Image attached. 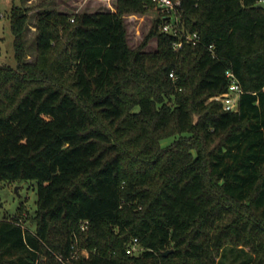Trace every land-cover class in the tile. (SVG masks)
<instances>
[{
    "label": "trees",
    "instance_id": "trees-1",
    "mask_svg": "<svg viewBox=\"0 0 264 264\" xmlns=\"http://www.w3.org/2000/svg\"><path fill=\"white\" fill-rule=\"evenodd\" d=\"M258 2L182 0L183 26L201 39L179 47L160 11L130 45L124 14L152 0L40 8L32 59L31 8L12 5L16 64L0 62V190L25 178L38 186L34 229L0 217V264H221L227 248L245 254L240 264H264ZM229 68L244 90L236 110L216 98L228 92ZM136 237L141 249L128 253Z\"/></svg>",
    "mask_w": 264,
    "mask_h": 264
},
{
    "label": "rangeland",
    "instance_id": "rangeland-1",
    "mask_svg": "<svg viewBox=\"0 0 264 264\" xmlns=\"http://www.w3.org/2000/svg\"><path fill=\"white\" fill-rule=\"evenodd\" d=\"M46 2L45 6L40 7ZM25 4L31 9L30 26L27 31L29 43L28 58L34 57L35 49L33 43L34 36V15L37 10L44 7H56L63 11H84V10H100V9H115L116 0H0V62L16 64V58L13 47V33L11 30V9L13 4ZM159 9L156 7L148 8L144 12H133L124 14V19L128 26V40L132 47H137L148 32L152 22L158 16ZM156 47V39H151L146 46V49H154ZM172 138L168 139L170 141ZM37 186L36 179L25 178L13 181H3L1 187V196L3 206L0 215L16 214L19 215L25 226L31 229L35 228V222L32 216L37 207ZM21 207V209H20ZM221 264L237 261L235 264H240L246 256L243 253L234 251L229 253ZM87 253L86 249L83 250ZM231 264V263H229ZM234 264V263H233Z\"/></svg>",
    "mask_w": 264,
    "mask_h": 264
},
{
    "label": "built area",
    "instance_id": "built-area-1",
    "mask_svg": "<svg viewBox=\"0 0 264 264\" xmlns=\"http://www.w3.org/2000/svg\"><path fill=\"white\" fill-rule=\"evenodd\" d=\"M264 1V0H259ZM155 7L159 9L161 13V29L176 35L178 38L174 41V46L179 47L185 41L198 43L200 42V34L198 31H190L183 26L180 7L182 0H152ZM210 49H213L214 45H209ZM171 76H175L174 72H170ZM226 75L229 79V89L225 95H217L216 98L223 102L226 109L236 110L239 106L240 94L244 91L241 83L232 69L226 70ZM0 217H3L0 215ZM141 249L138 238L128 244L126 250L128 253L138 252Z\"/></svg>",
    "mask_w": 264,
    "mask_h": 264
},
{
    "label": "water",
    "instance_id": "water-1",
    "mask_svg": "<svg viewBox=\"0 0 264 264\" xmlns=\"http://www.w3.org/2000/svg\"><path fill=\"white\" fill-rule=\"evenodd\" d=\"M257 5L264 7V1H259ZM171 250H172V248L167 249V250L164 251V253L168 254Z\"/></svg>",
    "mask_w": 264,
    "mask_h": 264
},
{
    "label": "crops",
    "instance_id": "crops-1",
    "mask_svg": "<svg viewBox=\"0 0 264 264\" xmlns=\"http://www.w3.org/2000/svg\"><path fill=\"white\" fill-rule=\"evenodd\" d=\"M34 27V26H33Z\"/></svg>",
    "mask_w": 264,
    "mask_h": 264
}]
</instances>
